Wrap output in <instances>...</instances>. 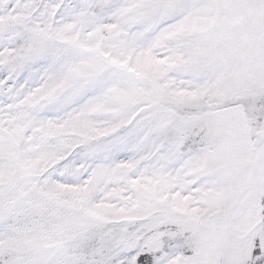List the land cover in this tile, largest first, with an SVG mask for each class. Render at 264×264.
Returning <instances> with one entry per match:
<instances>
[{"label": "snow or ice", "instance_id": "obj_1", "mask_svg": "<svg viewBox=\"0 0 264 264\" xmlns=\"http://www.w3.org/2000/svg\"><path fill=\"white\" fill-rule=\"evenodd\" d=\"M0 264H264V0H0Z\"/></svg>", "mask_w": 264, "mask_h": 264}]
</instances>
